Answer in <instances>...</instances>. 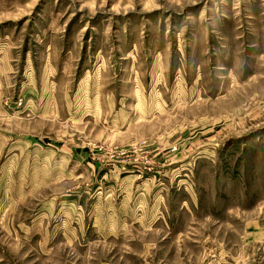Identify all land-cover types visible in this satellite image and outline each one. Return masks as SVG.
Wrapping results in <instances>:
<instances>
[{"label":"rangeland","instance_id":"obj_1","mask_svg":"<svg viewBox=\"0 0 264 264\" xmlns=\"http://www.w3.org/2000/svg\"><path fill=\"white\" fill-rule=\"evenodd\" d=\"M0 264H264V0H0Z\"/></svg>","mask_w":264,"mask_h":264}]
</instances>
